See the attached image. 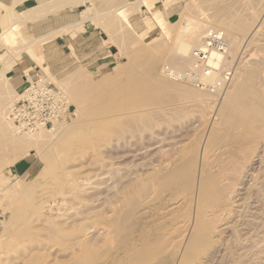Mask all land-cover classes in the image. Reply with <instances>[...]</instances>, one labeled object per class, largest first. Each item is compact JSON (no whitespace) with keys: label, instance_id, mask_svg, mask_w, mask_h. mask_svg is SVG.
<instances>
[{"label":"rangeland","instance_id":"rangeland-1","mask_svg":"<svg viewBox=\"0 0 264 264\" xmlns=\"http://www.w3.org/2000/svg\"><path fill=\"white\" fill-rule=\"evenodd\" d=\"M55 2L64 4L65 1ZM124 2L125 0H120L121 5ZM139 2L140 0H135L134 7V2L127 5L134 8H127L129 15L122 10L123 14H116L128 18H125L126 24L120 22V29L114 28L115 24L111 19L113 12L101 14V8L96 6L73 8L70 12L73 16H97L94 23L107 30L110 36L108 42L112 44L113 52H117L115 62L106 68L97 69L73 65L60 75H54L48 67H42V74L60 87L72 104L71 115L54 125L59 129L53 136H48L46 131L39 133L40 129L32 131L42 135L41 139L38 138L32 144L35 152H27L29 148H26L27 150L23 149L16 155L12 144L0 141V264H264V243H260L264 241V145L262 146L261 138H257L260 144L254 140L256 136H251L246 142L249 145H246L232 136L236 137L234 141L240 147L232 141L231 130H236V133L239 128L223 122V117L216 112L221 89L210 92L198 89L189 82L179 81L184 92L188 88L196 92L195 95H186L185 92L186 96H182V91L170 89L150 92L149 89L144 95L141 93L136 96L133 93L134 86L130 83L132 78L143 74L145 70L132 64L134 50L141 47L155 49L152 50L153 55L160 56L161 61L154 64V70L158 71V76L163 80L176 81L162 75V65L166 61H173L178 47L188 39L191 44L185 51L187 61L183 65H176L179 69H188L192 49L201 45L202 40H196L200 32L205 28L221 30V24L224 23L226 28L223 29L231 34L230 37H225L229 43L226 57L232 60L234 68L230 84L240 83L242 80L245 82L246 78L253 79L259 84L257 87L260 90L254 88L256 85L250 79L251 87L260 97V105H264V0H145L146 7ZM150 9L165 10L163 15L169 24L168 31L159 29ZM28 11H14L8 6L1 9L0 70L3 71V78H0V83L5 84L1 92L6 101H0V122L5 120L4 124L9 126V132L15 125L8 119L7 111L17 94L6 80L5 72L9 70L17 54L31 44L26 37L24 25L29 20L24 17ZM173 11L175 14L169 17ZM209 16L212 21H209ZM233 19L247 24L245 33L239 34L233 26L236 22ZM150 21L154 26L147 32ZM215 55L221 58L220 55ZM75 72L84 73V77L91 81L103 79L102 81L107 82L106 86L103 84L105 87H101L98 99L73 101L69 97V85L64 83ZM132 93L138 98H134ZM142 95L147 97L145 101L146 97ZM246 99L249 100V95ZM216 120L227 125H220L222 123L219 124ZM211 126L219 131V137L215 138L216 145L215 142H210L213 132ZM230 128L232 129L229 130ZM27 135L23 134L21 137L26 138L29 136ZM204 141L209 143L206 150H203ZM189 147L198 151V162L206 163L214 172L221 173L223 169L229 181L227 179L228 183L225 182L224 185L227 186L222 187V194L225 190L223 196L227 195V201L224 199L225 212L221 211V214L214 217L206 216L204 225L210 220L209 224L201 230L187 233L181 242L177 241L176 235L179 232L173 229L172 222L183 217L188 205L174 211L176 214L178 212L177 215L173 211L162 213L163 209L158 213V209L171 198L172 189H169L168 196V192L160 191L157 186L159 187V181L162 182L159 175L165 172V167L172 163L174 165L179 158L177 164L189 158ZM184 150H187V154L183 153ZM177 154L182 155L176 158ZM26 155L35 157L38 168L26 181L27 184L21 185L20 182L28 177H7L5 170L15 160ZM233 156L236 161L231 158ZM258 158L260 163H253ZM228 165L232 170L229 168L230 171L226 173ZM235 170L237 172L234 176ZM18 185H26L24 188H27L14 193L12 189L15 186L16 189L19 188ZM150 196L155 198L152 200ZM147 197L152 203L143 208L139 202ZM233 226L235 230H231ZM163 229L169 235H165ZM233 231L238 233L233 234ZM171 240L175 241V245ZM255 251L259 253L253 254Z\"/></svg>","mask_w":264,"mask_h":264},{"label":"bare ground","instance_id":"bare-ground-1","mask_svg":"<svg viewBox=\"0 0 264 264\" xmlns=\"http://www.w3.org/2000/svg\"><path fill=\"white\" fill-rule=\"evenodd\" d=\"M132 2H134V5H133V7L135 6V0L134 1H127V0H125V2H124V4L123 5H121V7L120 8H115V11L114 12H116V14H118L119 12H127V14L126 15H129V11H128V9L127 8H129V10H132V9H134V8H130V7H127V5L130 3H132ZM56 3V2H55ZM139 3H141L142 5L144 4L145 6H147V4L145 3V0H140V2ZM138 3V4H139ZM262 3V2H261ZM52 5V4H51ZM132 6V5H131ZM262 7V6H261ZM151 8V7H150ZM170 8V7H169ZM226 8V7H225ZM47 9V8H46ZM168 9V8H167ZM120 10H122V11H120ZM151 10V9H150ZM260 10V9H259ZM261 10H263V9H261ZM27 11V10H26ZM87 11V10H86ZM264 11V10H263ZM123 12H122V14H123ZM167 12V11H166ZM40 14V11L38 12V11H34V10H29L28 11V14L27 15H25L24 17H26V18H28V19H32L36 14ZM86 13V12H85ZM105 12H103V14H104ZM151 13H152V18H153V20H154V22H156L157 23V25H158V27H159V29H161L162 31L163 30H165V31H168V21L166 20V18H165V15H163V14H165V10L163 9L162 11H152L151 10ZM26 14V13H25ZM106 14V13H105ZM235 14V13H234ZM258 14V13H257ZM263 14V13H262ZM125 15V14H124ZM166 15H167V13H166ZM236 15V14H235ZM238 15V14H237ZM111 16V15H110ZM114 16V15H113ZM118 16V15H117ZM119 16L121 17V21L122 22H124L125 24L127 23L126 21H125V18L128 20V18L127 17H123V15H121V14H119ZM263 16V15H262ZM112 17V16H111ZM129 17V16H128ZM210 17V16H209ZM208 17V18H209ZM113 18V17H112ZM111 18V19H112ZM115 18H117V17H115ZM264 18V17H263ZM84 19V18H83ZM106 19V18H105ZM261 19V18H260ZM117 20H118V18H117ZM234 20V19H233ZM256 20H258V18L256 19ZM209 21H212L211 20V17H210V19H209ZM234 21H236L235 23H233V24H235V25H233L234 26V28L239 32V34L240 33H245L246 32V30H247V24H245L242 20H234ZM264 21V20H263ZM113 22V21H112ZM117 22V21H116ZM262 22V21H261ZM194 23V22H193ZM228 22H226V24H227ZM261 24V23H260ZM222 25V27L223 28H226V25H224V23H222L221 24ZM228 25V24H227ZM203 26V25H202ZM225 26V27H224ZM221 29L222 31H223V33H224V35H225V37L226 38H228V37H230V33H229V31H225L224 29ZM170 29V28H169ZM208 29L210 30V28H205V29H203L202 30V32H200V34L197 36V38H196V40H201L202 39V36H203V34L206 32V31H208ZM220 30V31H221ZM107 31V30H106ZM243 35V34H242ZM245 35V34H244ZM2 36H4V35H1V37ZM109 36V35H108ZM113 36V35H112ZM115 36V35H114ZM110 37V36H109ZM141 37V36H140ZM143 37V36H142ZM244 37V36H243ZM242 37V38H243ZM40 38H42V37H40ZM258 38V37H257ZM109 39V38H108ZM111 39V38H110ZM113 41H115V40H113ZM29 42V41H28ZM33 42V41H32ZM35 42V41H34ZM183 42V41H182ZM27 44H29V43H27ZM26 44V45H27ZM191 44V40H186V41H184L183 42V44H181L180 45V47H178V53L176 54V56H175V58L173 59V61H166L165 63H164V65H162V67H161V73H162V75H164V77H165V75L167 76V78H171V79H174L173 78V76H171L170 74L173 72V71H175V72H178V71H183L184 69H186V68H183V69H179V68H177V66L176 65H183L184 63H186V54H185V51H186V49L187 48H189V45ZM28 46V45H27ZM198 47H201V45L200 46H197V47H195V48H198ZM256 47H259V46H256ZM146 47H141V48H139V49H137L136 51L134 50V53H133V51H132V53H133V55H132V59H131V62H132V64H137V65H139V66H141V67H143V68H145V70H144V72H143V74H141V75H138L137 77H134V78H132L131 79V84L134 86L133 87V93L137 96L138 94H140L141 95V93H143V95H144V93L146 92L147 93V90L149 91V89L151 90L150 92H152V90H163V91H165L166 89H170V90H175V91H182L181 93H182V96H184L185 95V92H187V94L186 95H189V94H192V96H194L195 95V93L196 92H194V91H192L191 89L189 90L188 88H186V90H185V87H184V85H183V87H184V90H185V92L182 90V86H180V84H179V80L177 81V79H174V80H176V81H172V80H170V81H167V79L165 80H163L162 78H160L158 75H159V73H158V71L155 69L154 70V64H158V63H160V61H161V57L160 56H158V55H156V56H154L153 55V51L152 50H155V49H153V48H151V47H149V49H145ZM157 48H159L158 46H157ZM194 48V49H195ZM122 51H124L123 50V48H122ZM192 51H193V49H192ZM192 51H191V55H190V59H188L189 60V68H191V66H192V62H193V59L191 58L192 57ZM258 51V50H257ZM120 52H121V49H120ZM131 52V51H130ZM254 52V51H253ZM127 53V52H126ZM159 53V52H158ZM251 53V52H250ZM257 53V52H256ZM128 54H130L129 56H131V53H128ZM215 54H217V55H220L219 53H217V52H211L210 53V56H209V59H210V61H211V63L216 67V66H218L219 65V62H220V57H218V56H216ZM17 56H19V54H17ZM221 56V55H220ZM39 58V57H38ZM250 58H252V57H250ZM42 58L40 57L39 58V60H37V61H39L38 63H40V65L42 66V67H47V65H46V63H44L42 60H41ZM253 59V58H252ZM248 60V59H247ZM249 61V60H248ZM249 62H251V61H249ZM156 66V65H155ZM166 68H167V71H166ZM254 71V70H253ZM168 72V73H167ZM261 73V72H260ZM84 73L83 74H81L80 72H75V73H73V74H71L69 77H67V80H66V83H64V84H67V85H69V97H71L72 99H73V101H82V100H84V101H87V100H89V99H92V100H95V99H98V97H99V93L102 91L101 89L103 88L102 86H106V84H107V82H105V80L104 81H102V80H97V81H91L90 79H86L85 77H84ZM256 76V75H255ZM215 77V75L213 74L212 75V77H210L209 78V80H211L212 81V79ZM0 78H3V71L2 70H0ZM236 78V77H235ZM215 79V78H214ZM213 79V80H214ZM251 78H246V79H244V81L245 82H243V80L239 83V82H235V84H230V83H232V80L230 81V83L229 84H227V86H225L224 88H223V90H221V93H219V99H218V107L216 108V112H218L219 114H218V116H220V117H223L222 118V120L224 119V121L223 122H225V123H227L228 125H230V126H232V127H235V128H239V129H241L240 131H239V129L237 130L238 132H236V133H234L231 129L232 128H230L229 130H231V137L232 136H236L237 138H238V140L241 142V143H246L247 141H248V139H250V137L251 136H254V138H255V136H256V138L254 139V140H256V143H260L261 144V142H257V138H261L260 140H262V146L264 145V141H263V135H261V132L264 130L263 128H264V105H260L261 103V100H260V97L258 96V94H257V92L251 87V82H252V84H254L255 83V85L256 86H254V88H258L257 86L259 85L258 83V85L256 84V81H254L253 79H251L252 81H249ZM3 80V79H2ZM65 81V80H64ZM184 81H186V82H189L190 84H191V82L189 81V80H183V81H180V82H184ZM235 81V80H234ZM3 82H4V80H3ZM178 82V83H177ZM2 83V82H1ZM0 83V101H3V102H5L6 100H5V95H4V93H2L1 91H3V89H4V83L3 84H1ZM7 83V82H6ZM106 83V84H105ZM104 84V85H103ZM119 84V83H118ZM6 85H8V84H6ZM104 86V87H105ZM102 87V88H101ZM121 87H122V85H121ZM187 87V86H186ZM262 87V86H261ZM105 89V88H104ZM103 89V90H104ZM188 89V90H187ZM259 89V88H258ZM262 89V88H261ZM203 90V89H202ZM205 90H208V91H210V92H213V91H211V90H209V89H205ZM260 90V89H259ZM168 91V90H167ZM215 91V90H214ZM132 92V91H131ZM172 92V91H171ZM170 92V93H171ZM132 93V94H133ZM149 93V92H148ZM160 93V92H159ZM164 93V92H163ZM173 93H176V92H173ZM180 93V92H179ZM179 93H177V94H179ZM17 94V93H16ZM133 94V95H134ZM150 94H152V93H150ZM156 94V93H155ZM158 94V93H157ZM194 94V95H193ZM218 94V93H217ZM134 95V96H135ZM142 95V96H143ZM147 95H149V94H146V96ZM160 95V94H159ZM185 95V96H186ZM197 95V94H196ZM249 95V100L248 99H246L247 98V96ZM7 96H9L8 94H7ZM6 96V97H7ZM134 97V98H138V97ZM139 96V95H138ZM145 96V97H146ZM161 96V95H160ZM200 96V95H199ZM262 96V95H261ZM144 97V96H143ZM144 97V98H145ZM155 97V96H154ZM191 97V96H190ZM264 97V96H263ZM140 98L143 100L144 98H142L141 96H140ZM251 98V99H250ZM147 99V97L144 99V101ZM263 99V98H262ZM12 103V102H11ZM264 103V102H263ZM11 105V104H10ZM173 105V104H172ZM10 109V108H9ZM208 109V108H207ZM211 109H213V108H211ZM164 110V109H163ZM9 111V110H8ZM7 111V112H8ZM212 111V110H211ZM214 111V110H213ZM151 112V111H150ZM159 112V111H158ZM175 112V111H174ZM173 112V113H174ZM181 112V111H180ZM215 112V111H214ZM118 113H121V112H118ZM123 113V112H122ZM143 113V112H142ZM146 113V112H145ZM140 114H141V112H140ZM149 114V113H148ZM208 114H209V111H208ZM213 114V113H212ZM132 115V114H131ZM144 115V114H143ZM153 115V114H152ZM160 115V114H159ZM213 115H211V117H212ZM216 116V115H215ZM217 116V117H218ZM162 118V117H161ZM218 119H219V117H218ZM3 121V120H2ZM216 121H218V120H216ZM4 122H5V120H4ZM4 122H0V141H2L3 143L5 142V143H10V144H12L13 146V148L15 149V154L17 155L18 153H20L23 149L25 150L26 148H29L28 150H27V152H30V151H34L35 152V149H34V147H32V144H34L35 142H37V139L38 138H42L38 133H35V132H32V131H30V132H27V131H23V130H21V129H19V128H17L16 126L14 127V129H12V131H10L9 132V126H7V124L5 125L4 124ZM221 122V121H220ZM220 122L218 121V123L220 124ZM223 122H221L222 124H220V125H223L224 123ZM7 123V122H6ZM226 124V125H227ZM12 125V124H11ZM10 125V126H11ZM225 125V124H224ZM225 125V126H226ZM230 126H228V127H230ZM212 127V126H211ZM208 128V127H207ZM213 128V127H212ZM58 127H56V126H54V127H49V128H41L40 129V132L39 133H41V131H46V133H47V135L49 136V134L51 135V136H53V135H55L57 132H58ZM263 129V130H262ZM209 130V129H208ZM212 130V129H211ZM214 130H216V128L214 127L213 128V132H212V135H211V132L209 133V136L211 135V138H212V140H210V138H208V140H210V142H215V145L217 144L216 143V141H215V138H216V136H217V138L219 137V131L218 130H216L217 132V134L214 132ZM205 131V130H204ZM210 131V130H209ZM257 131V132H256ZM206 132V131H205ZM204 132V133H205ZM43 133V132H42ZM207 133H208V131H207ZM263 134H264V132H262ZM23 134H28L27 136L28 137H26V138H23V137H21ZM44 134V133H43ZM216 134V135H215ZM45 136V135H44ZM47 136V137H48ZM50 136V137H51ZM203 136V135H202ZM25 137V136H24ZM236 137H232L231 139H233L232 141H234L235 139H236ZM43 138H45V137H43ZM52 138V137H51ZM253 138V137H252ZM251 138V139H252ZM204 139H205V137H204ZM258 139V140H259ZM253 140V139H252ZM232 141H230V143L232 142ZM236 141V140H235ZM235 141H234V143H235ZM208 141H204V143H203V150H206V146H207V144H209V143H207ZM213 143H212V145H213ZM248 143V142H247ZM246 143V145H249V144H247ZM224 144H226V143H224ZM228 144V143H227ZM226 144V145H227ZM236 144V143H235ZM239 143H237L236 145H238ZM250 144H251V142H250ZM3 145V144H2ZM200 146V145H199ZM229 146V145H228ZM228 146H225V147H228ZM232 146H233V143H232ZM235 146V145H234ZM239 147H240V145H238ZM256 146V145H255ZM221 147V146H220ZM189 148H191V150L188 152L189 153V155L187 156V157H189L185 162H182V163H179V164H177V162H178V160H180V158L179 157H181V155L179 156L178 154V157L176 156V158H179L178 160H177V162H175V164L173 165V163L172 162H174V160H175V158L173 159V161H172V159H171V161L172 162H169V163H172V164H169V165H171V166H169V167H165L166 168V170H165V172L163 171V173H161L160 175H159V177H160V179L162 180V182L161 181H159V187L157 186V188H159V190L160 191H163L164 193H165V191L166 192H168L167 193V195L169 196V189H172V194H170L171 196V198L170 199H168V201L166 202V204H164L163 206L162 205H160V204H158V205H160V207L162 206V208H159L158 209V207H157V209L159 210H157L158 211V213L160 212V209H161V211H162V209L164 210L162 213H165V211L166 212H170V211H176L177 209L179 210V208H181V207H183V206H186L187 207V205H188V209H187V212L184 214V215H182L183 217H181V219L179 218V215H178V218H179V220H177V221H175V222H172L173 223V226L172 227H174L173 229H175L177 232H179V234L178 235H176L177 236V241H180L181 239L183 240V238L184 237H186L187 236V233H189V232H191V231H194V230H201V228H203V226H205L206 224H209V222H210V220H209V222L208 223H206L205 225H204V223L206 222L205 221V218H206V216H208V215H212V217H214V215H218L221 211H224L225 212V210H223L224 209V207H225V204H224V199L226 200L227 198V195H226V197H224L223 195H224V192H225V190H224V192H223V194H222V187L225 185V182H227V179H228V175H226L225 173H223V169H221V173L220 172H214V171H212V170H210V168H209V166L206 164V163H203V162H198V160H197V154H198V151L197 150H194L192 147H189ZM201 148V147H200ZM221 148H223V147H221ZM221 148H219V149H221ZM231 148V147H230ZM234 148V147H233ZM249 148V150H250V147H248ZM263 148H264V146H263ZM263 148H262V150H263ZM187 149V148H186ZM208 149V148H207ZM218 149V150H219ZM226 149V148H225ZM23 150V151H24ZM223 150V149H222ZM229 150V149H228ZM233 150V149H232ZM238 150H240L239 148H238ZM242 150V149H241ZM254 150V149H253ZM261 150V149H260ZM208 151H209V149H208ZM207 151V152H208ZM186 152V153H185ZM227 152V151H226ZM230 152V151H229ZM260 152V151H259ZM179 153V152H178ZM183 153H185V154H187V150L185 151L184 150V152ZM225 152L223 151V154H224ZM231 153V152H230ZM242 153H243V150H242ZM255 153V152H254ZM200 154H202V153H200ZM206 154V153H205ZM239 154V153H238ZM237 154V155H238ZM256 154V153H255ZM258 154V153H257ZM262 154V153H261ZM260 154V155H261ZM220 155V154H219ZM222 155V154H221ZM227 155L229 156V154L227 153ZM233 155V154H232ZM234 155H236V154H234ZM252 155V154H251ZM201 156V155H200ZM199 156V157H200ZM222 156H224L225 157V155H222ZM239 156H240V154H239ZM243 156V155H242ZM247 156V155H246ZM246 156H244V157H246ZM255 156V155H254ZM172 157H175V156H172ZM184 157H185V155H184ZM230 157V156H229ZM241 157V156H240ZM244 157H242V158H244ZM250 157V156H249ZM252 157H253V155H252ZM259 157V156H258ZM216 158V157H215ZM232 159L234 158V156L233 157H231ZM237 158V157H236ZM247 158V157H246ZM206 159V158H205ZM204 159V160H205ZM212 159V158H211ZM220 159H221V157H220ZM228 159V158H227ZM241 159V158H240ZM245 159V158H244ZM243 159V160H244ZM259 159V158H258ZM258 159H253L254 160V162L253 163H260L259 161H260V159L258 160ZM242 160V159H241ZM247 160V159H246ZM169 161V160H168ZM213 161H214V159H213ZM225 161V160H224ZM232 161V160H231ZM234 161H236L235 160V158H234ZM252 161V160H251ZM12 162V161H11ZM208 162H210V161H208ZM217 162V159H216V161H215V163ZM229 162H230V160H229ZM228 162V163H229ZM244 162V161H243ZM250 162V161H249ZM167 163V162H166ZM218 163H219V161H218ZM218 163H217V165H218ZM222 163L224 164L225 162H223L222 161ZM221 163V164H222ZM237 163V162H236ZM264 163V162H263ZM262 163V164H263ZM168 164V163H167ZM166 164V165H167ZM208 164H210V163H208ZM240 164V163H239ZM241 164H243L242 163V161H241ZM251 164V163H250ZM173 165V166H172ZM216 165V167H217V170H218V166L220 165H218L217 166ZM227 165V164H226ZM225 165V166H226ZM229 165H231L230 163H229ZM228 165V166H229ZM235 165V164H234ZM237 165V164H236ZM255 165V164H254ZM164 166V165H163ZM213 166V165H212ZM232 166V165H231ZM241 166V165H240ZM252 166H253V164H252ZM259 166H260V164H259ZM237 167V166H236ZM164 168V167H163ZM220 168V167H219ZM230 168V166L228 167V169ZM234 168V167H233ZM160 169H162V166H161V168ZM211 169H212V167H211ZM231 169V168H230ZM230 169L229 170H227L226 171V173L228 172V171H230ZM260 169V168H259ZM164 170V169H163ZM232 170V169H231ZM220 171V170H219ZM231 172H233V171H231ZM236 170H235V173H234V176H235V174H236ZM264 173V172H263ZM157 174V173H156ZM155 174V175H156ZM237 174H239V173H237ZM158 175V174H157ZM156 175V176H157ZM231 175V174H230ZM238 176V175H237ZM242 176V175H241ZM264 176V175H263ZM154 177V176H153ZM158 177V176H157ZM231 177V176H230ZM229 177V178H230ZM243 177V176H242ZM257 178V177H256ZM262 178V177H261ZM153 180H154V178H153ZM231 180V179H230ZM239 180V179H238ZM155 181V180H154ZM228 181H229V179H228ZM257 182V181H256ZM21 183H25V184H27L26 183V181H21L20 182V184ZM228 183V182H227ZM234 183V182H233ZM156 185H157V182L155 183ZM154 184V185H155ZM232 183H230V185H231ZM22 185V184H21ZM155 185V186H156ZM230 185H228V186H230ZM19 186V185H18ZM26 186V185H25ZM24 186V187H25ZM226 186H227V184H226ZM226 186H224V187H226ZM254 186H255V184H254ZM14 187V186H13ZM24 187H21V186H19V188H17L16 189V186L12 189L11 187H10V190L12 189V191L14 192V193H16V192H21V191H23V190H25L26 188H24ZM151 187H153V185H151ZM233 187V186H232ZM174 189H175V191H174ZM251 189V188H250ZM255 189H257V187L255 188ZM7 190H8V188H7ZM151 190V189H150ZM153 190V189H152ZM168 190V191H167ZM227 190V189H226ZM252 190H253V188H252ZM156 191V190H155ZM173 191L175 192V193H173ZM232 191V190H231ZM227 192V191H226ZM228 192H229V189H228ZM252 191L250 190V192L249 193H251ZM150 193H151V191H150ZM149 193V194H150ZM159 193H161V192H159ZM164 193H162L163 195H166V194H164ZM232 193V192H231ZM161 194V195H162ZM228 194V193H227ZM156 195V194H155ZM160 195V196H161ZM166 195V196H167ZM231 195V194H230ZM250 195V194H249ZM256 195V194H255ZM148 196V195H147ZM152 196V195H151ZM150 196V198H152ZM159 196V195H158ZM166 196H164V197H166ZM258 196V195H257ZM257 196H255V197H257ZM149 197V196H148ZM146 198V199H142V200H140V202H139V204H140V206L142 207L143 206V208H145V207H148V205H151V203H152V201L149 199V198ZM253 197H254V195H253ZM155 198V197H154ZM154 198H152V200L154 199ZM228 198H230V197H228ZM247 198H249V197H247ZM258 198V197H257ZM166 199V198H165ZM231 199V198H230ZM256 199V198H255ZM260 199V198H259ZM264 198H262V200H263ZM251 200V199H250ZM227 201V200H226ZM230 201V200H229ZM228 201V202H229ZM257 201V200H256ZM154 202H155V200H154ZM161 202V201H160ZM164 202V201H163ZM227 202V203H228ZM249 202V201H248ZM264 202V201H263ZM156 203V202H155ZM154 203V205H156ZM159 203V202H158ZM257 203V202H256ZM258 203H259V201H258ZM250 204V203H249ZM254 204V203H253ZM228 206H229V204H227ZM248 206H250V205H248ZM252 206V205H251ZM250 206V207H251ZM245 207H247V206H245ZM249 207V208H250ZM253 207V206H252ZM228 208V207H227ZM256 208H257V206H255V210H256ZM246 209H248V207L246 208ZM242 210V209H241ZM250 210V209H249ZM180 211H181V209H180ZM226 211H227V209H226ZM252 211V210H251ZM257 211V210H256ZM255 212V211H254ZM175 213V212H174ZM184 213V212H183ZM223 213V212H222ZM240 213V212H239ZM259 213V212H258ZM161 214V213H160ZM166 214V213H165ZM177 214H178V212H177ZM176 213H175V215H177ZM180 215H181V212L179 213ZM221 214V213H220ZM238 214V213H237ZM168 215V214H167ZM226 215V214H225ZM169 216H171V214L169 215ZM220 216V215H219ZM243 216V215H242ZM245 216V215H244ZM171 217H173V216H171ZM210 217V216H209ZM221 217V216H220ZM246 217V216H245ZM244 217V218H245ZM251 217V216H250ZM177 218V217H176ZM215 218H216V216H215ZM238 218H239V216H238ZM244 218H243V221H244ZM166 219V218H165ZM170 219V218H169ZM207 219V218H206ZM240 219H242V217H240ZM167 220V219H166ZM171 220H173V218L171 219ZM174 220H175V218H174ZM218 221H219V219H217ZM216 220V221H217ZM221 220V219H220ZM238 220V219H237ZM246 220H247V218H246ZM167 222H169V221H167ZM166 222V223H167ZM251 222V221H250ZM161 223H164V222H161ZM220 223V222H219ZM236 223V222H235ZM242 223V222H241ZM245 223V222H244ZM243 223V224H244ZM155 224V223H154ZM169 224V223H168ZM213 224V223H212ZM246 224V223H245ZM215 225H216V223H215ZM220 225V224H219ZM223 225V224H222ZM157 226V225H156ZM159 226H161V225H159ZM158 226V227H159ZM207 226V225H206ZM212 226V225H211ZM214 226V225H213ZM157 227V228H158ZM169 227L171 228V226H170V224H169ZM219 227V226H218ZM221 227V226H220ZM224 227V226H223ZM226 227V226H225ZM235 226H233V229H231V230H235V228H234ZM241 227H242V225H241ZM240 227V228H241ZM169 228V229H170ZM160 229H162V228H160ZM172 229V230H173ZM212 229V228H211ZM218 230H219V228H217ZM226 229V228H225ZM238 229V228H237ZM158 230V229H157ZM164 231H165V229H163ZM213 230H216V229H213ZM213 230H212V232H213ZM228 230H230V229H228ZM168 231V230H167ZM238 231V230H237ZM225 232V231H224ZM245 232V231H244ZM165 233V235H169V234H167V233H169V232H164ZM170 233H172V232H170ZM174 233V232H173ZM197 233V232H196ZM217 233V232H216ZM237 234L238 232H234L233 231V234ZM175 234V233H174ZM218 234V233H217ZM216 234V235H217ZM223 234V233H222ZM231 234H232V232H231ZM173 235V234H172ZM237 236V235H236ZM240 236V235H239ZM238 236V237H239ZM234 238H235V236H233ZM232 237V238H233ZM223 238V237H222ZM174 240H175V238H173ZM172 239V240H173ZM171 240V242H173ZM182 240H181V242H182ZM150 241V240H149ZM226 241V240H225ZM232 241H233V239H232ZM243 241V240H242ZM247 241V240H246ZM249 241V240H248ZM175 242V241H174ZM174 242H173V245H175L174 244ZM235 242V241H234ZM147 243H149V242H147ZM223 243V242H222ZM228 243V242H227ZM232 243V242H231ZM238 243V242H237ZM260 243H264V241L262 240V242L260 241ZM170 244V243H169ZM172 244V243H171ZM178 245V244H177ZM149 246V245H148ZM179 246H180V244H179ZM221 246V245H220ZM219 246V247H220ZM258 246V245H257ZM173 247H175V246H173ZM176 247H178V246H176ZM256 247V246H255ZM258 248V247H257ZM261 248V247H260ZM259 248V249H260ZM263 248V247H262ZM222 249H224V248H222ZM229 249V248H228ZM258 250V249H257ZM262 250H264V248L262 249ZM261 250V251H262ZM216 251H217V249H216ZM220 251V250H219ZM223 251V250H222ZM260 251V252H261ZM257 251H255V252H253V254L254 253H256ZM263 252V251H262ZM261 252V253H262ZM257 253H259V252H257ZM256 253V254H257ZM260 253V254H261ZM130 254V253H129ZM245 254V253H244ZM255 254V255H256ZM264 254V253H263ZM131 256V255H130ZM223 256V255H222ZM244 257H245V255H243ZM129 257V256H128ZM257 257V256H256ZM264 257V256H263ZM131 258V257H130ZM132 259V258H131ZM256 259V258H255ZM260 260H262L261 258H259ZM264 260V259H263ZM219 261V260H218ZM259 261V260H258ZM220 263V262H219ZM41 264H43V263H41Z\"/></svg>","mask_w":264,"mask_h":264},{"label":"crops","instance_id":"crops-1","mask_svg":"<svg viewBox=\"0 0 264 264\" xmlns=\"http://www.w3.org/2000/svg\"><path fill=\"white\" fill-rule=\"evenodd\" d=\"M55 1L0 0V23L3 7L8 6L11 10L23 13L27 12L26 10L40 11V14L24 23L26 37L31 44L19 53L9 70L5 72L6 80L11 83L16 93L26 87L25 77L28 79L37 71L43 72L37 61L40 57L54 75L62 74L73 65L93 69L106 68L116 60L117 52H113L112 44L108 42L106 29L94 23L97 16L86 15L83 19L81 15L73 16L70 12L73 8L85 5L100 7L101 14L113 12L114 28L120 29V17L114 12L115 8L121 7L120 0H64V4ZM174 14L175 11L171 12L169 17ZM149 24L147 32L154 26L152 21ZM1 30L0 24V32ZM37 168L38 161L35 157L26 155L15 160L5 173L7 177L26 176L28 179L25 181H28Z\"/></svg>","mask_w":264,"mask_h":264},{"label":"built area","instance_id":"built-area-1","mask_svg":"<svg viewBox=\"0 0 264 264\" xmlns=\"http://www.w3.org/2000/svg\"><path fill=\"white\" fill-rule=\"evenodd\" d=\"M201 40V47L192 51L191 68L173 71L170 75L179 81L189 80L198 89L223 90L232 80L234 73L232 60L226 57L228 40L223 31L218 29L206 31ZM211 52L221 55L216 67L209 59ZM213 74L215 79L211 81L209 78ZM25 80L26 87L17 93V98L7 113L8 119L17 128L27 132L49 128L71 115L72 104L64 91L44 74L37 71L28 79L25 77Z\"/></svg>","mask_w":264,"mask_h":264}]
</instances>
